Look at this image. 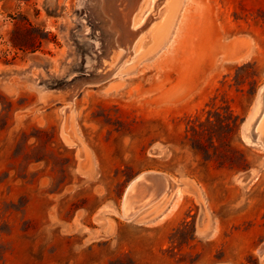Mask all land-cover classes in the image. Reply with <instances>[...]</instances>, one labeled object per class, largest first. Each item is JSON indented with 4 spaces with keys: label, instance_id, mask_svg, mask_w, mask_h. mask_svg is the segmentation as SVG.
Masks as SVG:
<instances>
[{
    "label": "rangeland",
    "instance_id": "rangeland-1",
    "mask_svg": "<svg viewBox=\"0 0 264 264\" xmlns=\"http://www.w3.org/2000/svg\"><path fill=\"white\" fill-rule=\"evenodd\" d=\"M112 1L0 0V264H264V0Z\"/></svg>",
    "mask_w": 264,
    "mask_h": 264
},
{
    "label": "bare ground",
    "instance_id": "bare-ground-1",
    "mask_svg": "<svg viewBox=\"0 0 264 264\" xmlns=\"http://www.w3.org/2000/svg\"><path fill=\"white\" fill-rule=\"evenodd\" d=\"M108 1V0H107ZM115 1V0H114ZM138 0H128V3L130 2V5L128 8H126V5L124 6L123 11L119 7L115 6V3L106 2L107 4V9L111 12L112 18H114L112 23V26H115L116 32L119 38L118 40L121 39V41H124L123 38H125V34L127 32V24L128 21L130 23V20H132L133 17V10L135 8L136 2ZM118 2V1H116ZM139 2V1H138ZM127 5V0L125 2ZM138 5V4H137ZM122 8V6H121ZM136 9V8H135ZM135 11V10H134ZM110 17V16H109ZM129 33V32H127ZM134 33V32H133ZM130 38V37H129ZM120 41V42H121ZM122 43V42H121ZM127 43V42H126ZM262 96V100L264 101V88L260 94ZM256 128V127H255ZM247 136H250L252 141H258V132L254 129L251 128L249 125L247 128ZM152 182L153 186L154 184L159 185L160 191L163 192V190L166 189L167 182L165 178H159L152 172H144L139 174L137 177H135L130 184L128 185L124 198H123V217L126 218L127 220H130L139 210L145 208L147 205H149L155 198L156 196L154 195V190L152 188H149L146 183ZM157 191V190H156ZM160 195V193L158 194ZM136 196V201H135V206L132 204V198ZM171 210V209H170ZM122 211V210H121ZM114 213V212H113ZM264 247V246H263Z\"/></svg>",
    "mask_w": 264,
    "mask_h": 264
},
{
    "label": "trees",
    "instance_id": "trees-1",
    "mask_svg": "<svg viewBox=\"0 0 264 264\" xmlns=\"http://www.w3.org/2000/svg\"><path fill=\"white\" fill-rule=\"evenodd\" d=\"M11 40H12V42L14 43V45H18V44L15 42L14 37H12Z\"/></svg>",
    "mask_w": 264,
    "mask_h": 264
}]
</instances>
